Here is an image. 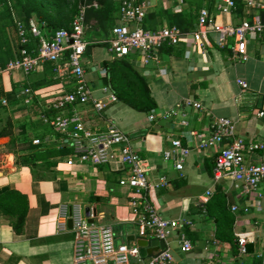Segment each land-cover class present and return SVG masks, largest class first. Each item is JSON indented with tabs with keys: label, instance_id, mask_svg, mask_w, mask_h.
<instances>
[{
	"label": "crops",
	"instance_id": "0c3cea01",
	"mask_svg": "<svg viewBox=\"0 0 264 264\" xmlns=\"http://www.w3.org/2000/svg\"><path fill=\"white\" fill-rule=\"evenodd\" d=\"M115 1L120 8L111 25L103 27L95 15L87 18L86 38L91 46L84 56V65L92 89L91 99L67 107L64 113L70 115L75 110L94 131L106 130L114 123L131 136L134 149L148 169L152 184L150 200L164 217L181 220V225L172 228L168 237L175 257L173 264H264V180L257 190L250 192L231 177L215 180V150L200 146L202 140L209 138V123L217 116L233 119L237 132L246 140H264V117L257 115L264 110V37L250 39V58L246 62L231 59L230 45L214 44L200 51L194 42H182L171 52L161 49L159 64L144 66L136 52L125 56L147 80L157 103L151 112L141 111L119 100L111 86L110 71L119 68L120 58L110 51L108 39L119 22L123 0ZM146 1L148 8L142 26L150 30L171 25V14L191 8L187 0ZM209 1L201 9L209 8L219 23H229L235 16L249 17L250 10L242 0H238L232 14L218 12L216 0L210 8ZM239 6L243 7L242 13L238 12ZM261 12L264 15V9ZM196 24L197 21L195 27ZM39 25L44 37L50 39L56 29ZM209 35L215 39L214 32ZM38 42L39 38L30 34V46L37 47ZM8 44L13 57L6 64L18 54L13 30L7 26L0 32V48L3 50ZM102 44L105 45L102 58L95 61L94 50ZM239 77L249 84L245 92L237 82ZM75 85L74 78L67 73L59 74L50 61L30 75L19 69L0 75V89L4 91L0 110L6 111V116L0 113V129L6 127L11 131L0 136V194L15 190L25 198L14 200L11 209L19 213L27 207L21 234L0 207V264H74L75 232L69 220L75 207L97 223L113 225L119 243L138 244L143 239L151 248L158 239L139 235L138 214L129 202L132 189L119 184L128 174L127 169L80 160L69 164L71 149H62L60 134L43 123L40 117L43 110L57 113L49 107L50 102L73 91ZM24 88L31 89L28 96L19 94ZM187 97L203 103L200 110L187 108L188 125L181 123V114L164 116ZM175 137L190 148L183 170L176 168L175 159L164 158ZM35 138L43 140L42 148H30L28 140L34 142ZM249 159L260 160L255 154ZM162 176L167 177V183L159 185ZM209 191L211 195H207ZM234 206L238 208L233 210ZM223 209L228 211L226 218L222 217ZM64 214L67 227L60 229L58 221ZM183 232L193 243L189 252L182 249ZM239 234L247 237L246 252L240 251ZM129 264L139 263L132 258Z\"/></svg>",
	"mask_w": 264,
	"mask_h": 264
},
{
	"label": "built area",
	"instance_id": "2783aa9c",
	"mask_svg": "<svg viewBox=\"0 0 264 264\" xmlns=\"http://www.w3.org/2000/svg\"><path fill=\"white\" fill-rule=\"evenodd\" d=\"M249 8V17L235 16L229 23H219L216 15L207 7L200 10L195 29L187 31L177 25H165L155 30L146 29L142 23L147 14L146 0H123L119 22L112 29L108 39L109 49L117 58H123L136 52L144 66L159 64V53L165 45L176 46L182 42L192 43L197 49L204 51L206 47L216 44L219 47L230 45L231 59L236 62H246L250 58L249 41L255 36L264 37V0H242ZM238 0H216L218 12L231 13L237 8ZM98 7L97 2L80 4L70 28L61 27L54 31L50 39L42 34L39 22L31 18L24 22L15 17L17 33L21 48L17 56L7 64H0V75L7 71L21 70L30 75L39 70L45 62H53L59 74H69L76 81L75 89L65 92L53 99L49 107L57 113L50 115L46 111L40 117L43 123L49 125L60 134V146L69 147L71 156L69 164L75 160L94 165L112 164L115 167H125L128 174L119 180V184L132 189L130 206L138 214L136 220L139 235H153L164 240L165 248L153 252L147 258L141 254L138 244L117 242L118 232L111 224H100L90 221L77 207L73 208L71 218L75 232L74 264H129L136 258L139 264H173L175 257L168 245V237L172 228L179 227L181 220L164 217L149 197L152 184L148 169L141 155L134 149L131 136L114 123L106 130L94 131L87 127L78 112L64 113V110L76 103H85L91 99L92 89L87 80V69L84 56L90 41L86 38L87 9ZM14 14V13H13ZM15 16V15H14ZM210 32L215 33V39L210 38ZM30 34L39 38L37 47H28ZM241 91L245 92L249 84L243 78L237 79ZM30 88L20 90L19 94L28 96ZM7 104V100H3ZM99 108L100 104H97ZM187 108L200 110L203 103L194 98H185L183 104L167 110L166 118L181 114V123L188 125ZM264 117V110L257 112ZM154 115H152V118ZM210 136L200 142L202 147H213L215 150L214 178L220 180L231 177L242 184L244 191L257 190L264 180V140H246L239 135L236 122L226 116H217L209 123ZM43 140L35 138L34 143ZM173 147L165 150L166 160L175 159V166L183 170L186 166L190 148L185 146L178 137L172 139ZM257 155L260 160L252 162L251 155ZM167 183V177H161V183ZM211 191L207 195H211ZM238 207L234 206L233 210ZM248 211V208H245ZM58 226L67 227V215H61ZM182 249L189 252L193 248L192 240L186 233H181ZM247 237L239 234L238 243L241 252L247 251ZM222 264H228L222 262Z\"/></svg>",
	"mask_w": 264,
	"mask_h": 264
},
{
	"label": "trees",
	"instance_id": "16d2710c",
	"mask_svg": "<svg viewBox=\"0 0 264 264\" xmlns=\"http://www.w3.org/2000/svg\"><path fill=\"white\" fill-rule=\"evenodd\" d=\"M93 2H97L99 6L89 7L87 9V18L95 15L103 27L111 25L116 19L120 8V5L115 0H0V32L5 30L7 26L11 27L14 33L16 50L19 51L21 43L17 33L15 17L24 22L35 18L39 23L46 24L48 27H54L55 29L61 27L70 28L72 20L79 10V5L84 3L91 4ZM213 4L214 0H210L209 7L212 8ZM200 9L201 7L193 8L191 6L189 10L171 14L170 24L177 25L183 30L194 29ZM242 9L243 7L239 6L238 12L242 13ZM28 47H30V44ZM173 47L165 45L162 47V50L165 49L171 52L174 49ZM10 57H13V52L9 44L3 50L0 48V61L2 64H6ZM104 64L108 65V61H105ZM119 64V68H111L110 71L111 86L118 99L137 110L151 112L157 106V103L151 93L147 80L133 67L126 57L120 58ZM3 93L4 91L0 89V97ZM44 111L50 115L56 114L55 111ZM7 133H11V131L7 130L6 127L0 129V136ZM28 145L32 149L43 147V144H34L32 140H28ZM62 149H67V147L64 146ZM220 197H223L222 193ZM24 198L23 195L15 190H8L0 194V207L11 217L12 225L19 234L24 231L27 207L17 213L11 209V205L14 200H23ZM221 211L222 217L226 218L228 211L225 209Z\"/></svg>",
	"mask_w": 264,
	"mask_h": 264
},
{
	"label": "water",
	"instance_id": "95a60500",
	"mask_svg": "<svg viewBox=\"0 0 264 264\" xmlns=\"http://www.w3.org/2000/svg\"><path fill=\"white\" fill-rule=\"evenodd\" d=\"M87 215H90V208H87ZM90 221H93V219H90ZM69 224L70 226H73V220L72 218L69 220ZM138 244L141 247V254L144 257H147L149 255H151L153 252L159 250L160 248H165L166 247V243L164 240L161 239H157L156 242L152 243V247L148 248V242L146 240H139Z\"/></svg>",
	"mask_w": 264,
	"mask_h": 264
},
{
	"label": "rangeland",
	"instance_id": "374dc122",
	"mask_svg": "<svg viewBox=\"0 0 264 264\" xmlns=\"http://www.w3.org/2000/svg\"><path fill=\"white\" fill-rule=\"evenodd\" d=\"M191 6H193V8H198V7H202V6H206L208 4L209 0H187ZM102 47H105L104 44H102L101 46L97 47L94 51H95V55H94V60L98 61L100 58H102ZM1 115L6 116V111L5 110H0Z\"/></svg>",
	"mask_w": 264,
	"mask_h": 264
},
{
	"label": "bare ground",
	"instance_id": "6f19581e",
	"mask_svg": "<svg viewBox=\"0 0 264 264\" xmlns=\"http://www.w3.org/2000/svg\"><path fill=\"white\" fill-rule=\"evenodd\" d=\"M88 49V48H87Z\"/></svg>",
	"mask_w": 264,
	"mask_h": 264
}]
</instances>
